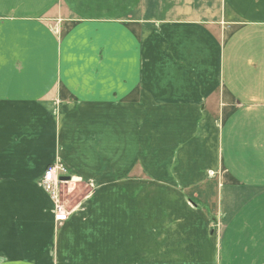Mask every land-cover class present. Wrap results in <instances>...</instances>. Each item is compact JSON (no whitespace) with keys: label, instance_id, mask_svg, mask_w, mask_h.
Segmentation results:
<instances>
[{"label":"crops","instance_id":"crops-1","mask_svg":"<svg viewBox=\"0 0 264 264\" xmlns=\"http://www.w3.org/2000/svg\"><path fill=\"white\" fill-rule=\"evenodd\" d=\"M0 264H264V0H0Z\"/></svg>","mask_w":264,"mask_h":264},{"label":"rangeland","instance_id":"rangeland-1","mask_svg":"<svg viewBox=\"0 0 264 264\" xmlns=\"http://www.w3.org/2000/svg\"><path fill=\"white\" fill-rule=\"evenodd\" d=\"M213 172L214 175L212 177H209V179L211 178L214 180L213 184L205 186V189L202 190L204 191V197L209 198L211 200L216 196L215 187L218 184L219 175H222L221 170L212 171L209 174L212 175ZM90 186V184L75 179L72 181V183L61 184L59 189L58 202L63 206L65 210V219L72 210L78 207V203H80V200L84 199L87 195L91 193L92 189L90 190ZM187 192L189 193L191 192V190H188ZM193 192L194 191H192V193L190 194L193 195ZM212 208L213 207L210 205V209ZM205 225L206 224L199 227V230L203 231V233L207 235L209 229H207ZM208 226L213 232L218 231L220 227L219 224H217L216 222L213 223L212 221L208 222Z\"/></svg>","mask_w":264,"mask_h":264},{"label":"built area","instance_id":"built-area-1","mask_svg":"<svg viewBox=\"0 0 264 264\" xmlns=\"http://www.w3.org/2000/svg\"><path fill=\"white\" fill-rule=\"evenodd\" d=\"M65 172L66 170L63 165L60 163H52L46 167L40 179V185L53 203L54 219L56 222L65 220V210L58 202L59 189L61 184L64 183V180H61L60 177Z\"/></svg>","mask_w":264,"mask_h":264},{"label":"water","instance_id":"water-1","mask_svg":"<svg viewBox=\"0 0 264 264\" xmlns=\"http://www.w3.org/2000/svg\"><path fill=\"white\" fill-rule=\"evenodd\" d=\"M60 179H61V180H68V179H70V177L65 176V177H60Z\"/></svg>","mask_w":264,"mask_h":264}]
</instances>
